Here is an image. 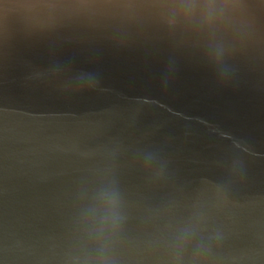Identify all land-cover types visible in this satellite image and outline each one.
Returning <instances> with one entry per match:
<instances>
[{"label": "water", "instance_id": "1", "mask_svg": "<svg viewBox=\"0 0 264 264\" xmlns=\"http://www.w3.org/2000/svg\"><path fill=\"white\" fill-rule=\"evenodd\" d=\"M0 264H264V0H0Z\"/></svg>", "mask_w": 264, "mask_h": 264}]
</instances>
